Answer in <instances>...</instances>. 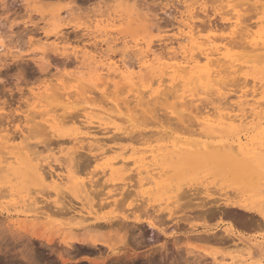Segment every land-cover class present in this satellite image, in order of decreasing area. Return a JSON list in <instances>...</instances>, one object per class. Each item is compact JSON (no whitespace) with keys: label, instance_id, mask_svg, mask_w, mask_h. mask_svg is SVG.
I'll list each match as a JSON object with an SVG mask.
<instances>
[{"label":"rangeland","instance_id":"374dc122","mask_svg":"<svg viewBox=\"0 0 264 264\" xmlns=\"http://www.w3.org/2000/svg\"><path fill=\"white\" fill-rule=\"evenodd\" d=\"M212 1L216 3H212ZM217 1L0 0V46L6 50L1 49L3 52L0 50V111L4 113L1 115L0 121L3 120L4 124L7 122L5 125L3 121L0 124L2 123L5 127L8 126V123L11 124L8 127L13 130L12 132L17 136L20 135L21 130L17 127L21 129L26 127L24 117L27 112V104L33 103L32 100H29L31 94L35 92L33 90L37 89L38 91L40 87V91L47 87L55 88V83L61 84L62 81L64 85H67L68 82L69 93L73 89L74 92H78L80 89L78 84L81 80L85 81V78V82H89L88 85H91L94 73L92 69L89 70L87 64L91 65L96 62L95 52L98 54L101 51L98 55L101 54L104 57L117 55V61H121L119 57L123 55L121 57H127L126 61L123 60L127 63L130 60L132 63L139 62V59L137 60L140 58L139 54L132 51L134 49H129L133 48L135 42L145 46L155 41L153 45L159 47V40L164 39L167 33L176 28L173 26L178 25L180 16L186 11L187 6H194L196 3L195 7H200V11H198L200 14L195 12L199 15L196 22L197 24L199 22L206 24L205 35L220 34V38L221 35L225 37L227 33L222 34L223 31L220 29L223 27V23L226 24V21L221 17L222 11L219 10L221 6L219 7L220 3L218 1L219 4H217ZM238 1L241 5L242 0ZM245 1H247L245 2L247 6H245L249 10L243 6L245 3L240 7L238 3L236 5L239 7L238 9L242 8L243 12L249 11L246 13L250 14V19H247L248 14L245 13V16L242 13L248 20L246 21L256 23L262 20L264 18V8H262L264 4L262 7L260 4L262 1L253 0L254 4L251 2L252 0ZM257 5H259V9L263 10H257L256 13ZM212 8L213 10H211ZM137 9L138 11L142 9L140 14H145H138V11H135ZM259 11L261 13L258 14ZM114 14L116 17L118 15V19L124 20L117 19L120 22H116L113 29L108 28L109 31H112L108 39L100 35L98 31L100 26L95 29L96 22L100 18H114L117 21ZM142 15H144L143 19L140 18L143 17ZM202 15L204 16L202 17ZM214 17L219 19L215 20ZM97 23L99 24V22ZM153 24L157 27H152ZM55 27L57 29L51 32V29ZM170 27L173 28L170 29ZM174 29L173 31L176 32ZM216 30L219 31V34ZM44 35L51 38L48 41L50 43H46L48 47L44 43L36 44L35 42L41 36L45 40ZM49 35L51 36L49 37ZM223 36L222 38H224ZM58 37L61 42L57 40ZM100 39L104 40L97 41ZM106 39L109 42H115L114 49H108L105 43ZM123 42L130 44L128 49ZM131 44L133 45L131 46ZM57 45L59 46L57 47ZM87 45L92 48L90 52L84 49V46ZM121 46L125 47L126 51L129 50L127 54ZM84 51L87 54L84 55ZM128 55H131V58ZM90 56L94 58L92 59ZM71 59H75L74 64ZM79 65L85 67L82 69V66L78 67ZM257 65L255 66L254 63L250 65L251 67L246 70V73L259 77L264 83V64ZM81 71L86 73L81 75ZM68 73L72 76L75 73L76 77H73L80 78V82L70 81V79L64 82L63 78L68 77ZM73 77L72 80H75ZM80 87L85 88L83 83ZM93 90L88 93V96L96 98L98 94L99 100L92 99L93 102L89 103L95 104L90 106L91 108H97L96 105L99 107L103 104L100 102L103 96L97 88H93ZM73 94H76L73 96L76 103L66 106V112L67 115L76 117L77 114H83V109L87 106L84 107L86 104L83 103L85 97L77 99V97H82L81 91L78 93L80 96L77 93ZM232 96V94L227 96V99ZM233 100H235L234 96L225 102L230 103ZM49 101L55 103L53 98ZM54 103L52 107L63 108L60 104L62 103L61 99ZM156 106L158 107V104L155 105L156 110L152 107L154 112L150 107H148V111L146 108L145 115L149 113V116H140L139 114L138 121L141 125L138 124L139 129L131 133L133 136L130 134L132 137L121 135L120 132L112 133L110 136L104 133L105 130H102L104 128L93 127L99 132L98 136L102 135V139L105 138L104 141H100L101 137L97 136L95 138L96 145L110 143L106 137L110 139L109 137L113 138L114 136L115 144L121 146V150L115 153L111 152L113 154L109 153V157L103 155L105 151H90L87 146L85 149H77L75 143L63 142L77 134L76 126L73 123L56 124L53 131H50L49 129L35 128L31 122L28 129V136L31 138L29 142L35 145L39 143L37 150L40 151V157L43 155V158H56L57 161L48 160V162H53V167L58 166L60 168L58 170L68 176L63 189V192L66 190L67 193L65 196L63 192V195L61 194L64 198L54 194L50 183L41 182L37 168L47 169L49 164L38 159V154L34 155L31 150L19 147L14 150L18 160L16 159L10 164L4 161L6 156L2 155L4 152L1 151L0 162L2 161L3 165L0 164V264H242L251 256L253 247H264V217L257 212L251 213L237 208L244 205V201L250 198L263 201L262 210L264 212V112L260 117L262 120L248 118L244 122L234 123L223 118L220 114L216 116V113L213 115V113L203 112L198 118L201 112H198L199 114L196 116L197 111L192 113L184 111V114L178 112L182 116L179 118L178 114L176 115V112L174 113L169 108L170 103L163 105V111H158L162 105L159 108ZM1 112L0 114H2ZM143 112L141 113L144 114ZM162 112L164 113L162 114ZM187 112L192 115L185 116L188 114ZM151 114L154 115V118L155 115L157 117L154 119ZM9 116L11 118L14 116L17 121ZM96 117L93 119L94 121L98 119ZM175 118H177V122L178 118L183 120V123H175L173 121ZM166 120L168 121L166 122ZM187 121L189 122L187 123ZM167 123H170L169 127ZM190 123L193 125L190 126ZM182 124L185 128H189L185 129ZM180 125H182L181 132H178L177 129ZM174 127H178L175 132ZM187 129L190 132L186 131ZM36 131H41V133ZM95 134L97 135V132ZM183 135L185 136L183 137ZM134 136L138 138H136L137 141ZM209 136L212 137L209 138ZM216 136L218 137L214 138ZM190 140L193 142L201 140L203 149H199L201 147L199 142L194 144ZM181 141H184V144ZM208 141H212V145L217 144V146L224 144L226 148L225 146L221 147L222 150L220 147L210 148ZM95 143H93L94 146ZM189 143L191 144L189 145ZM205 143L209 149H205ZM230 145L235 146L232 147L233 150ZM111 146L115 145L106 147L107 150ZM240 146L246 148L247 151L241 152ZM46 147L47 150L44 149ZM74 148L75 150H73ZM52 149L55 151H51ZM41 150H45V152ZM3 156H5L4 159ZM82 184H84V191L81 188ZM90 191L92 193H89ZM130 193L132 194L130 195ZM86 195L87 197H85ZM178 196L181 198L180 201ZM29 198L31 199L29 200ZM33 199L39 201L46 199L45 204H48H44V208L39 211L33 205H23L29 201L33 202L31 201ZM61 201L64 205L61 204ZM33 210L36 211L32 212ZM71 217L74 219L73 221H71ZM85 217L86 219H84ZM151 227L156 230L150 229Z\"/></svg>","mask_w":264,"mask_h":264},{"label":"bare ground","instance_id":"6f19581e","mask_svg":"<svg viewBox=\"0 0 264 264\" xmlns=\"http://www.w3.org/2000/svg\"><path fill=\"white\" fill-rule=\"evenodd\" d=\"M218 1L220 4L218 3ZM218 1H217V4H219V7L221 6V8H219V10L222 11L220 13L221 17H222V19H224L226 21V24L223 23V27H221L222 30L220 29V31H223L222 34H224V32L227 33V35L225 34V37L223 35H221V38H220L219 31H217V30L216 31L219 35L216 34V35L212 36L210 34H208V35L204 34V32L206 31V28H207L206 24L203 22H199L197 24V22H196L197 21L196 18L199 17V15H197V14H200V13H198V11H200V7L198 6L199 7L198 8L196 6L198 8L197 9L195 7L196 3L195 4L193 3L194 6H187L186 11L183 12V14H181L180 19L178 21V25L173 26L176 28L174 29L172 27L174 30H176V32H174L173 29L170 27V29H172L171 32L172 31L173 32L167 33L165 38L163 37L164 39H161V41L159 40V42H160L159 47H156L155 45H153L155 41L153 43L150 42V43L146 44L145 46L141 43L135 42L133 48H130L129 50L134 49L132 51H135L136 53L139 54L140 58H137V60L139 59V62L132 63L131 60L130 61L128 60L129 62L127 63V62H125L127 60L126 59L127 57L122 58L121 56H123V55H120V57H119V59L121 61H117V55L116 56L115 55H108L107 57H104L101 54L98 55L99 52H101V51H99L98 54L94 51L95 55L97 56V58L95 57L96 62L94 64L91 63V65H89L90 63L87 64L88 62L86 63L89 70L92 69V71L94 73L93 79L91 80L93 82V83H91V85L93 84L92 86L88 85V84H90L89 82L88 83L85 82L86 78L84 81V80H81L80 78L79 79L74 78L73 76L76 75L75 73L73 74V76L71 74L69 75V73H68L69 76L68 77L65 76L66 78L65 77L63 78L65 80L64 82H67L66 81L67 79L68 80L70 79V81L81 80V82L79 81L81 84L80 83L78 84V86L81 90L78 89V92H74L73 91L74 89H73L69 93L68 92L69 90L67 87L68 82H67V85L66 84L64 85V83L62 81H61L62 85L59 83H58L59 85L55 83V88H48L47 87L46 89H43L42 91H40V88H41L40 87V88H38V91H37V89L33 90L35 92L33 94H31L30 99L28 98L30 101L32 100L33 103L30 104L31 103L30 102L29 104H27V110H26L27 112H26L25 117H24L26 127L23 129H21L20 127H17L21 130L20 135L17 136L16 133L14 134L12 132L13 130H11L8 127L9 125L11 126V124L8 123V126L5 127L4 125L7 122L4 124L3 120L2 121H3L4 125H2V123L0 124V154H1V151L4 152L2 154V155L6 156V158H5V156L2 157L3 159L5 158L4 161L12 164L17 159L14 150H17L19 147L21 149L31 150L34 155L38 154L37 155L38 159L44 160L49 164V167L47 168L49 170H47L45 168H37V172H38V175H39L41 182L50 183L52 186V190H53L55 195L60 196L61 194L63 195V193H64V196H65V193H67V192H66V190H64L65 192H63V189L66 186V183H67L66 180H67L68 176L62 174L58 170V169H60V168H58V166L53 167L52 166L53 162H48V160H53L55 162V161H57L56 158H52V159H50L49 157L43 158L44 157L43 155H42V157H40V151L37 150V146L39 143L35 145V144H31L29 142L31 140V138H30V136H28V129H29L31 122H33V127H35V128L39 127L40 129L44 128V130L49 129L50 131L51 130L53 131L54 125H56V124H59V125L63 124L64 125V124H68V123H73L76 126L77 134L73 138H70L68 140H66V139L63 140V142L70 141L72 144L75 143L77 145V147H75V148H77V149L78 148L85 149L88 147V149H90V151L91 150H97V151H102V152L105 151L103 153V155L105 157H109V153H111V152L115 153L118 150H121L122 149L121 146H119L118 144H115L116 139L114 136H113V138L109 137L110 139H108V137H106V139L109 140L110 143H105V144L104 143L103 144L98 143L96 145V143H95L96 139L95 138L98 136L99 132L97 130L93 129V127L104 128V129H102V130H105L104 133H107L110 136H112L111 134L112 133L114 134L115 132L116 133L120 132L121 135H130L131 133H133L134 131L139 129V125H138V124H140V122L138 121L139 114H140V116L145 115L146 108L150 107L152 110V107L154 109L155 105H157V104H158V107L156 106L157 108H159L160 105H162V107H160L161 109H158V111L159 110L163 111L164 110L163 105H168L170 103L169 108H171L174 111V113L176 112V115L178 114V112L183 113L184 111H188L189 113H192L194 111H197V114L195 112L196 116H198V114H199L198 112H201L199 114V117H198V118H200V116L203 114V112L213 113V115H215V113H216V116H219L218 114H220L223 118H225L231 122H234V123L235 122H244L248 118H252L254 120L259 119L262 116L261 114L264 112V91H263L264 83H263V80L260 79L259 77L255 76V75H251L249 73H246V70L249 67H251L250 65H252L253 63L255 64V66L257 64H262V65L264 64V18L262 20H260L259 22H256V23L247 22L248 21L247 19H250L249 18L250 14H248L249 11H247V10H249V9H247V7H246L247 3H245V2H247V1H245V0H242V4H241V5H243V3H245L243 5V6L246 5L245 8L247 10L246 11L244 10L245 12H243V10H241L242 8L238 9L241 6L240 3H238L240 1H238V0H236V3H235V0H221V1L218 0ZM261 1H262V3H260V4L262 7V4H264V0H261ZM214 2L212 1V3H214ZM251 2L253 3L254 1L252 0ZM237 3H238L239 7H237V5H236ZM255 5H256V3H255ZM258 6L259 5H257L256 8L254 7L256 9L255 10L256 13H257V10L262 11L263 10L262 8H264V6H263L262 8L259 9ZM257 7H258V9H257ZM140 8H138V9H140ZM138 9L135 11H138ZM217 9H218V6H217ZM141 10L138 11V14H140ZM211 10H213V8ZM196 11H197V14L195 13ZM204 11H205V9H204ZM253 11H254V9H253ZM260 11L258 12V14L261 13ZM246 12H248V13H246ZM208 13H210V12H208ZM242 13L244 15H245V13H246V15L248 14L247 19H245L246 15L244 16ZM141 14H145V13H141ZM251 14H253V13H251ZM114 16L116 17L115 14H114ZM142 16L143 17H140V18L143 19L144 15H142ZM203 16L204 15H202V17ZM243 16H244V18H243ZM122 17H123V15H122ZM118 18L119 17L117 15V17L115 19L117 20ZM214 19H215V17H214ZM218 19H215V20H218ZM99 20L97 21V22H99V24L96 22L97 26L95 29H97V27L100 26L99 30H98L100 35L105 36L109 39L112 31H109L108 28L109 27H111V28L115 27L116 22L117 23L120 22L118 20H124V19H118L117 21H115L114 18H106V19L104 18V19H101L100 21ZM198 20H199V18H198ZM54 21H56L55 18H54ZM146 21H147V19H146ZM158 22H159V20L157 21V24H158ZM93 23H95V22H93ZM207 23H208V21H207ZM173 24H171V25H173ZM200 24H202V25H200ZM119 25H118V27H119ZM150 26H149V29H150ZM164 26H166V25H164ZM211 26H213V25H211ZM217 26H219V25H217ZM152 27L156 28L157 25L153 24ZM217 28H219V27H217ZM56 29H57L56 27L51 29V32L55 31ZM210 30H212V29H210ZM115 33L117 34V32H115ZM46 35H44L45 40L42 39V36H41V38H39V40L38 39H37V41L35 40L36 44L40 42L41 44L44 43L47 46L46 43H48V41L51 38L49 39ZM50 36L51 35H49V37ZM113 36H116V35H113ZM222 36L224 38H222ZM54 37H55V35H54ZM91 37H92V35H91ZM52 39H53V37H52ZM108 39L105 40L106 46L108 47V49L112 50V49H114L113 47L115 46V42H113V41L109 42ZM57 40L60 41L59 37L57 38ZM93 40H95V39H93ZM101 40H104V39H100L97 41H101ZM64 41H66V40H64ZM55 43H57V42H55ZM97 43H100V42H97ZM123 43H125L126 48L128 47V45H130L127 42H123ZM90 45H91V43H90ZM90 45L84 46L85 51H88V52L91 51L90 49H92V48H89V47H91ZM132 45L133 44H131V46ZM58 46L59 45H57V47ZM99 46H101V45H99ZM123 46H121V48ZM67 47H69V46H67ZM1 49L5 50L3 46H0V50ZM103 49H104V47H103ZM122 49L125 50V47ZM3 50H1V51L3 52ZM93 50H94V48H93ZM106 50H107V48H106ZM16 51H19V50H16ZM50 51H52V49ZM54 51H55V49H54ZM128 51L125 50L126 54ZM13 52H14V50H13ZM46 52H45V54L47 55ZM125 52H124V54H125ZM113 53H114V51H113ZM67 54H69V53H67ZM85 54H87V53L85 52L84 55ZM116 54H117V52H116ZM119 54H120V52H119ZM46 55H45V57H46ZM70 55H73V54H70ZM135 55L137 56V54H135ZM78 56H81V55H78ZM130 56L131 55H128V57H130ZM66 57L68 58V56H66ZM87 57H88V55H87ZM91 58L93 59L94 57H91ZM74 60L75 59L72 60L73 62L71 61L73 64H74ZM123 60H125V61H123ZM137 60H134V61L136 62ZM69 63H70V61H69ZM66 64L69 66L68 63H66ZM81 66L82 65H79L78 67H81ZM257 66H259V65H257ZM75 67H77V66H75ZM83 67H85V66L83 65L81 68L83 69ZM58 71L60 72V70H58ZM76 71H78V70H76ZM60 73H63V72H60ZM82 73H86V72L81 71V75H82ZM71 76L75 80H72ZM82 83H83L84 87L87 85L84 88L85 90L83 89V87H80L82 85ZM75 88H77V87H75ZM93 88L94 89L97 88L98 91L100 92V94L103 96L102 99L100 100V102L103 104L101 106L99 105V107L96 105L97 108H95V107L91 108L95 104L89 103L92 101V99L95 101V99L97 98V95H98L97 94L98 92H97V93H94V94H97L96 98H95V96H94V98L90 95L88 96L89 92L94 91ZM112 88H113V90H112ZM80 91L83 95H81L82 97H77V99L79 100V98L81 99V98L85 97V98H83L84 102L83 101L82 102L84 104H86L85 106L83 104H80V105L81 106L83 105L84 107L87 106L89 108L86 107L85 109H83V107H82L83 114L79 111L81 114H77L76 117H71V116L67 115L66 106H68L69 104L73 105V103L74 104L76 103V102H74L75 98L73 97L76 94H73V93H77V95H78V93H80ZM231 94L235 97V100H233L230 103L225 102L229 98L233 97V96L228 97V99H227V96H230ZM78 96H80V95H78ZM100 96H98V97H100ZM88 97H89V99H88ZM52 98L54 99L55 103L59 99H61L62 103H60V104L62 105L63 108L58 109V108L52 107V104L54 102H51L52 100L49 101V99H52ZM87 99L90 101H88ZM97 99H96V101H97ZM164 102L167 104H162ZM78 103H80V101ZM165 107H167V106H165ZM148 110H149V108L147 109V111ZM155 110H156V108H155ZM152 111L154 112V110H152ZM141 112H143L144 114H142ZM149 112H151V111H149ZM1 113L2 114H0V116L4 115L3 112H1ZM163 113L164 112H162V114ZM189 113L188 114L185 113L186 114L185 116L189 115ZM147 115L149 116V113L146 114L145 116H147ZM151 115H153V114H151ZM190 115H192V114H190ZM19 116H21V115H19ZM145 116H143V117H145ZM189 116H188V118H189ZM11 117H12V115H11ZM95 117L98 118V119H96V121L93 120ZM151 117L154 118V115ZM156 117L157 116L155 115V118ZM178 117L180 118L182 116L180 114H178ZM0 118L2 119V116ZM14 118L15 117L13 116V118H11V119H14ZM169 118H170V116H169ZM179 118H178V122L176 121L177 118H175V120H173V121L175 123H179V124H180V122L183 123L182 122L183 120L181 121V119L179 120ZM214 118H215V116H214ZM15 119L17 121V118H15ZM260 119L262 120V118H260ZM194 120H196V119H194ZM2 121H0V122H2ZM9 121L11 122V120H9ZM167 121L168 120H166V122ZM184 121H185V119H184ZM189 121H187V123ZM191 121H193V120H191ZM166 122H163V123L166 124ZM185 123H186V121H185ZM142 124H144V122ZM147 124H149V123H147ZM169 124H168V127H169ZM153 125H155V124H153ZM156 125H158V124H156ZM182 125L179 126V129H177L178 127H176V128L174 127V129H173L174 132L176 129H177V131L179 130L178 132H181L180 128H182L181 127ZM189 125L192 126L193 123H190ZM27 126H28V128H27ZM183 127H184V125H183ZM186 128H189V127H186ZM190 129H192V128H190ZM44 130H42V131L44 132ZM99 130H101V129H99ZM186 131L190 132V130H188V129ZM36 132H39V131H36ZM96 132H97V135L95 134ZM39 133H41V131ZM104 133H103V136H104ZM186 133H188V132H186ZM152 134H151V137H152ZM131 135L133 136V134H131ZM188 135H189V133H188ZM184 136L185 135H183V137ZM98 137H101L99 139L100 141L105 140L104 137H103L104 140L102 139V135L98 136ZM203 137H204V135H203ZM210 137H212V136H209V138ZM217 137L218 136H216L214 138H217ZM136 138L137 137L134 136V139H136ZM130 139L133 140V138H130ZM137 139H136V141H137ZM107 140H106V142H108ZM128 140H129V138H128ZM139 140H141V139H139ZM146 140H147V138H146ZM193 140L192 141L190 140V142L194 143V144L199 142L198 144L201 145V147L197 144H196V146H199L200 147L199 149L202 150L204 146L202 145V142L200 143L201 140L196 141V142L195 141L193 142ZM70 142H68V143H70ZM181 142H179V143H181ZM183 142H182V144H184ZM206 142H207V140H206ZM208 142H210V143H208V145L210 144L209 145L210 148L214 147L213 149H216V147H220V149H221V147H223V146H225V148H226V145H224V144H222V145L219 144L217 146V144L212 145V143H211L212 141H208ZM225 142H226V140H225ZM40 143H42V142H40ZM93 143H95V146ZM191 143H189V145ZM64 144H66V143H64ZM206 144L207 143H205V149H209V147ZM110 145H115V146L114 147L111 146L112 148L110 147V149L107 150L106 147H108ZM187 145H188V143H187ZM232 147L233 146H231V150H233V148L235 146L233 148ZM75 148L73 150H75ZM44 149L47 150L48 148L46 147ZM77 149H76V151H77ZM53 150L54 149H52L51 151H53ZM133 150H132V152H133ZM240 151L246 152L247 150H246V148H242L240 146ZM42 152H45V150H43ZM123 152H125V151H123ZM74 153H76V152H74ZM111 154H113V153H111ZM118 154H119V152H118ZM58 157H59V155H58ZM60 157H61V155H60ZM95 157H97V156H95ZM3 159H1V160H3ZM122 162H125V161H122ZM2 163L3 162L1 161L0 164H2ZM8 166H6V167H8ZM12 180H13V178H12ZM97 182H95V183H97ZM86 186H88V185H86ZM94 186H95V184L93 185V187ZM83 187H84V184H82L81 188L83 189ZM29 189H30V187H29ZM67 189H68V187H67ZM116 189H119V188H116ZM199 189L202 190L201 188H199ZM42 190H43V188H42ZM213 190H216V189H213ZM83 191H84V189H83ZM1 192H2V190H1ZM30 192H32V191H30ZM28 193H29V191H28ZM43 193H45V192H43ZM89 193H92V192L90 191ZM49 194H51V193H49ZM85 194H87V193H85ZM131 194L132 193H130V195ZM7 195H9V194H7ZM7 195H6V197H7ZM67 195L69 196V193ZM128 195H129V192H128ZM45 196H47V195L45 194ZM70 197H72V196L70 195ZM85 197H87V195ZM178 197H179V201H180L181 198H180V196H178ZM30 199L31 198H29V200ZM65 199H66V197H65ZM65 199H64V201H65ZM26 200L28 201V199H26ZM31 201H33V202L29 201L27 204L23 203V205L24 206H32L33 205V206H35L36 210L39 211V210H42L44 208V204H45L46 199H43L42 201L41 200L39 201L37 199L36 200L33 199ZM174 201H177V200H174ZM262 202L263 201H261V200H255V199L248 198L244 201V203H245L244 205L238 206L237 208L241 209L243 211L251 212V213L257 212L258 214H260L264 217V212L262 210V207H263ZM46 204H48V203H46ZM61 204L64 205L62 201H61ZM158 205H160V204H158ZM135 208H133V209H135ZM70 209H71V207H70ZM36 210H33L32 212H34ZM174 213H175V210H174ZM74 214H75V212H74ZM78 217H80V216H78ZM79 219H81V217ZM84 219H86V217ZM73 220L74 219L72 218L71 221H73ZM79 224H80V222H79ZM81 226H82V224H81ZM95 227H94V229H95ZM150 229L156 230L154 227H151ZM242 264H264V247L263 246L262 247H253L252 252H251V256L249 257L248 260L246 259Z\"/></svg>","mask_w":264,"mask_h":264}]
</instances>
